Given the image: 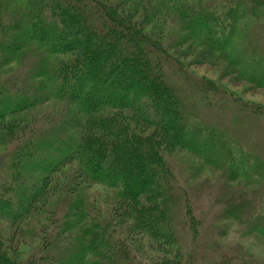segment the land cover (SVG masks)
Returning a JSON list of instances; mask_svg holds the SVG:
<instances>
[{
  "label": "trees",
  "instance_id": "obj_1",
  "mask_svg": "<svg viewBox=\"0 0 264 264\" xmlns=\"http://www.w3.org/2000/svg\"><path fill=\"white\" fill-rule=\"evenodd\" d=\"M20 1L25 8L12 20L0 3V67L30 41L59 57L38 69L35 76L42 79L30 81L27 90L0 71V135L18 139L0 176V220H9L16 229L10 244L0 241V264H10L7 251L17 250L22 223L49 206L65 170L71 171L73 198L64 219L53 218L52 232L59 234L43 243V256L19 264H199L200 224L189 198L174 194L178 179L171 155L189 151L223 167L234 180L261 179L263 186L264 161L223 125L207 123L188 98L254 114L264 115V107L235 95L220 101L224 92L219 85L193 77L181 55L173 57L144 27L149 12L140 15L129 0ZM163 2L182 19L177 44H188L193 53L199 48L203 61L216 54L228 61L239 22H258L264 10V0ZM244 54L228 68L264 87V49ZM51 98L69 108L63 118L68 129L61 135L57 128L55 135L43 134L32 124L8 122ZM94 184L117 193L107 216L83 205L85 191ZM262 191L259 200L236 204L234 211L240 213L235 216L239 221L250 222L251 232L264 236ZM177 206L183 208L187 232L182 225L176 229ZM182 232L190 235L184 249L178 236ZM135 236L161 254L148 256L143 249L147 256L139 255ZM232 254L220 264L232 263Z\"/></svg>",
  "mask_w": 264,
  "mask_h": 264
},
{
  "label": "rangeland",
  "instance_id": "obj_2",
  "mask_svg": "<svg viewBox=\"0 0 264 264\" xmlns=\"http://www.w3.org/2000/svg\"><path fill=\"white\" fill-rule=\"evenodd\" d=\"M0 3L5 7V15L9 20L21 14L25 8V4L20 0H0ZM128 4L130 7L138 9L140 15L143 10L149 12L144 27L163 43L173 57L181 55L187 71L193 77L219 85L224 92L220 94V101L224 102L223 99H226L227 95H235L248 104H258L264 107V87L256 86L239 78L235 72L228 68V63L235 57H240L242 52L248 56L252 50L261 51L264 49V10L259 16L258 22L252 18L242 19L239 22L238 31L231 47L233 54L229 55L228 61L225 60L227 57L224 56V58L220 54L205 57V61H203L202 57L198 58L200 57L199 51H201L199 48L194 53V49H190L192 54L189 55L187 54L188 44H177L178 37L182 33V19L172 9L170 11L163 0H129ZM11 57V61L7 65H1L0 71L16 86L27 90L30 81L37 82L42 79L35 76L38 69L43 70L49 59L52 60L59 55L51 56L36 42L30 41ZM45 67L47 68V66ZM188 100L190 103H195L193 108L201 114L207 123H220L223 128L238 138H242L249 149L253 153L261 155L264 161L263 114L246 113L232 105L222 106L210 101L211 104H209L204 98H188ZM68 111L69 108L65 102L51 98L45 103L39 102L31 110L8 117V122L18 121L22 126L32 124L36 128L43 129V134L47 132L46 134L55 135L54 128H57L58 132L68 129L63 123V118L66 117ZM54 125L57 127H53ZM63 131L58 135H61ZM14 139L16 137L0 135V176L5 173V165L7 161L9 162V156L17 145L18 139ZM170 159L178 179V191H174V194L179 199L183 195L189 198L200 224L199 264H220L227 254L232 253L233 262L229 264H250L255 260L264 264V236L251 232L250 222L239 221L235 216L240 213L234 211L236 204L242 205L247 201H253V199L256 202L263 196L264 186L261 179L253 181L243 177L234 180L224 172L223 167L200 159L189 151H175ZM70 173L71 171L65 170L61 176L62 187L50 199L49 206L42 212L33 214L22 223L23 234H18L16 237V240H19L15 245L17 250L7 251L10 264H19V262H26L34 256L37 258L43 256V243H48L59 234L52 232L54 231L52 222L53 218L55 219L57 216L62 221L69 210L73 198L69 192ZM116 201L117 193L113 188L94 184L85 191L83 205L85 208H90L93 205L102 210L103 216H107ZM183 215V208L177 206L174 210V217L177 219L175 220L176 229L180 230L179 225H182L187 232L188 224ZM15 230L9 220H0V241L4 240L5 243L10 244L8 240L12 234L16 233ZM178 236L180 245L183 249L187 248L190 244V235L187 234L185 237L182 232ZM134 239V246L138 249L139 255L147 256L143 249L149 252L148 256L159 255L160 252L150 248L146 239L137 240V236ZM53 254L58 259L59 253L54 252Z\"/></svg>",
  "mask_w": 264,
  "mask_h": 264
}]
</instances>
